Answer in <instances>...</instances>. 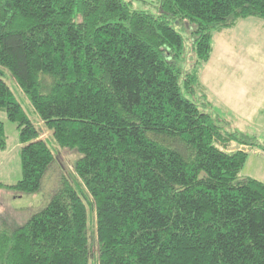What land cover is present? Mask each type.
Instances as JSON below:
<instances>
[{"label":"trees","instance_id":"trees-1","mask_svg":"<svg viewBox=\"0 0 264 264\" xmlns=\"http://www.w3.org/2000/svg\"><path fill=\"white\" fill-rule=\"evenodd\" d=\"M156 3L0 0V110L22 144L21 178L0 188L35 193L54 161L3 69L56 144L80 154L79 181L61 177L23 224L0 213V264H89V207L98 264H264V182L240 176L247 149L228 148L255 136L222 131L198 73L212 33L264 19V0Z\"/></svg>","mask_w":264,"mask_h":264},{"label":"rangeland","instance_id":"rangeland-1","mask_svg":"<svg viewBox=\"0 0 264 264\" xmlns=\"http://www.w3.org/2000/svg\"><path fill=\"white\" fill-rule=\"evenodd\" d=\"M125 1L131 9L148 12L157 10L156 0ZM177 30L183 36L181 67L189 70L195 62L191 38L181 27H177ZM211 42L210 57L201 64L198 72L208 95V104L204 110L215 117L222 131L255 136L254 145L245 148L232 142L228 148L247 149L248 156L240 176H250L264 182V19H239L231 27L214 31ZM3 71L4 81L28 118L40 130V137L46 141L54 155V161L42 176L37 192L20 195L0 188V213L8 216L15 225H21L47 205L61 177L71 183L79 181L74 167L80 154L74 149L56 144L51 131L40 121L28 97L9 72L5 69ZM201 99V102H205ZM0 121L6 135V148L0 149V182L14 184L21 178L22 144L19 142V130L17 124L9 121L2 110ZM80 188L83 189L82 186ZM88 239L89 264H98L96 218L91 207L88 208Z\"/></svg>","mask_w":264,"mask_h":264},{"label":"crops","instance_id":"crops-1","mask_svg":"<svg viewBox=\"0 0 264 264\" xmlns=\"http://www.w3.org/2000/svg\"><path fill=\"white\" fill-rule=\"evenodd\" d=\"M200 75V74H199ZM199 80H200V76H199ZM200 83H201V81H200ZM201 86H202V91H203V93L204 94H206V89H205V87H204V85L201 83ZM207 97H208V95H206ZM208 99V98H207Z\"/></svg>","mask_w":264,"mask_h":264}]
</instances>
